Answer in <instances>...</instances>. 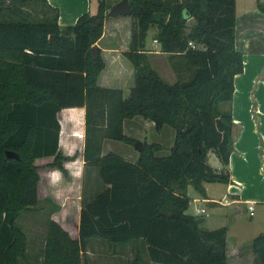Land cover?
<instances>
[{"label": "trees", "instance_id": "obj_1", "mask_svg": "<svg viewBox=\"0 0 264 264\" xmlns=\"http://www.w3.org/2000/svg\"><path fill=\"white\" fill-rule=\"evenodd\" d=\"M115 1L97 0L94 13L59 26L57 9L46 0H0V264L26 258L27 237L16 220L37 204L34 160L52 156L43 166L66 176L62 163L72 157L58 150L56 113L74 106L84 109L83 165L95 169L102 188L81 198L76 239L46 217L34 264H84L93 239L141 243L153 264H228L227 227L202 228L201 217L186 213L185 190L191 185L204 197L202 183L230 181L229 103L233 76L242 70L234 48V0H128L129 42L122 54L133 83L125 96L96 84L104 62L94 43ZM257 8L264 13L263 3ZM150 28L172 83L148 63ZM134 116L151 122L156 133L170 127L167 147L141 141L133 161L102 154L104 139L133 145L136 139L122 124ZM208 152L219 168L207 162ZM248 242L240 248L249 249V264H264V232Z\"/></svg>", "mask_w": 264, "mask_h": 264}, {"label": "crops", "instance_id": "obj_2", "mask_svg": "<svg viewBox=\"0 0 264 264\" xmlns=\"http://www.w3.org/2000/svg\"><path fill=\"white\" fill-rule=\"evenodd\" d=\"M46 2L57 9L59 26L73 24L82 13H94L97 4V0H46ZM257 3L260 2L243 0L236 14L234 0V48L241 54L242 70L233 76L229 103L233 123L232 149L226 168L230 181L227 184L220 183L223 188L218 196L209 193V182L202 183L204 197L197 192L193 197H189L188 185L185 190L187 197L190 198L187 209L191 212L186 210V213L201 217L203 225L201 226L204 229L226 226V239L229 235L233 236L230 245L227 240L228 264H249L251 260L249 249L247 253L240 250L242 235L237 232L235 226L238 221L236 219L241 215V208L246 210L247 205H252V214L246 212L247 215L250 218L256 215L260 218L258 214L264 217V13L259 11ZM129 27L130 19L127 16L105 18L102 33L94 43L100 50L104 62V67L96 78V84L101 87L118 88L123 96L132 86L131 79L133 83L131 64L122 54L128 48ZM157 48L158 45L152 37L149 46L144 42V53L147 56L161 53ZM83 114L82 106L61 108L57 111L56 118L59 123L57 147L62 155L72 158L62 163L66 176L56 168L43 166L52 160V156L34 160L39 166L37 204L35 208L26 211H42L44 217L48 216L57 222L73 239L77 238L81 198L83 201L89 200L102 188L95 178V169L83 165ZM148 123L149 127H152L151 122ZM166 134L167 140H170L171 133L168 131ZM108 144L109 140H102L101 153L108 151L116 153ZM126 150L127 148L123 147L118 155L127 159L126 155L129 154ZM135 157L136 154L127 160L133 161ZM212 167L219 168L220 163ZM225 207L231 209L227 211L230 214L229 220L218 221L217 216L222 214ZM201 209L203 212L199 211ZM249 222L251 223V219ZM29 234L31 232L26 234L27 239L34 241V235ZM40 237L41 239L35 241L41 247L42 236ZM83 253L84 264H133L134 261H137V264H153L147 261L141 243L107 247L99 240L93 239L86 245Z\"/></svg>", "mask_w": 264, "mask_h": 264}, {"label": "rangeland", "instance_id": "obj_3", "mask_svg": "<svg viewBox=\"0 0 264 264\" xmlns=\"http://www.w3.org/2000/svg\"><path fill=\"white\" fill-rule=\"evenodd\" d=\"M242 1L243 0H236V14L239 12V7H240ZM153 32H154V28H150L147 30L146 37H145V43L147 46H149L151 44V37H152ZM157 50H158V48H157ZM147 59H148V63L150 64V66L152 68H154L158 72V74L166 82L172 83L174 81V77H173L172 73L169 71V67L167 64V59H166L165 53L148 54ZM131 85H132V79H131ZM124 94H127V92H124ZM123 126H124V128H123L124 134L130 135V136L134 137L136 140H139L140 142L141 141H148V140H154V141H158V142L162 141V145L165 148L167 147V135H168L166 133L168 131L172 132V129L170 127L163 126L161 131L156 133V132H154L152 127H149L148 121L140 118L139 116H134L132 118L125 119L124 124H122V127ZM140 128H142V129H140ZM109 141H110V144H108V147L112 148L116 152V154H119L120 152H122L123 147L127 148L126 151H128V154H129V156L126 155L127 159H130L136 153V151L133 149L132 146L126 145L124 143H121V142L115 141V140H109ZM207 162L211 166H216L218 163L216 157L211 152L209 153V156L207 158ZM208 188H209V193L211 195L218 196L220 194L223 186L220 183H209ZM195 193H196V191L193 189V187L191 185H188L187 195L189 197H193V195ZM230 210H231L230 207L223 208L222 214L217 216L218 221L223 220V219L225 221L229 220L228 218H229L230 214L227 211H230ZM187 212L191 213L190 210H188V209H187ZM246 212L248 213L247 209L245 210V209L241 208V215L238 219H236L238 221L235 225L237 227L236 228L237 232H240L242 235L241 245H243V248H245L244 244H247L248 239L250 238L251 235H255V234H258L259 232L264 231V217H262L258 214V216L260 218H258L257 215L250 218ZM250 219H251V223L249 222ZM45 220H46V217H44L42 211L33 210L31 212H26V211L21 212L19 217L17 218L16 222L26 234L28 232H31V234H29V236L34 235L33 238L35 237V239L38 240V238L41 239L40 236H42L44 233ZM234 222H235V220H234ZM224 224H225V222H224ZM253 225H257V226H253ZM248 227H249V229H245ZM232 238H233V236L229 235V237L227 239L229 245H230ZM35 239H34V241L27 239L26 258L24 260H21V264H34L37 261V259H38L37 257L40 253L41 248H39L40 245L37 241H35ZM95 240H98V239H95ZM100 242L105 244V246H107V247L113 246V245H109L103 241H100ZM243 248H240V249H241V252L244 253L246 250Z\"/></svg>", "mask_w": 264, "mask_h": 264}, {"label": "water", "instance_id": "obj_4", "mask_svg": "<svg viewBox=\"0 0 264 264\" xmlns=\"http://www.w3.org/2000/svg\"><path fill=\"white\" fill-rule=\"evenodd\" d=\"M260 3L264 4V0H258ZM130 13V5L128 0H118L113 2L107 11L105 12L106 18H113L117 16H125ZM133 149L137 152L141 149V142L139 140H135L132 145ZM6 157L17 159V155L12 151L5 152Z\"/></svg>", "mask_w": 264, "mask_h": 264}, {"label": "built area", "instance_id": "obj_5", "mask_svg": "<svg viewBox=\"0 0 264 264\" xmlns=\"http://www.w3.org/2000/svg\"><path fill=\"white\" fill-rule=\"evenodd\" d=\"M153 41H154V40H153ZM246 209L248 210V214L251 215V214H252V210H253V209H252V205H247V206H246ZM199 211H200V212H203L202 209L199 210Z\"/></svg>", "mask_w": 264, "mask_h": 264}]
</instances>
